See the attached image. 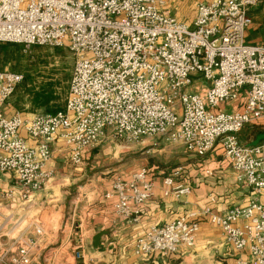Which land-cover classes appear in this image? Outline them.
Segmentation results:
<instances>
[{
  "label": "built area",
  "instance_id": "2783aa9c",
  "mask_svg": "<svg viewBox=\"0 0 264 264\" xmlns=\"http://www.w3.org/2000/svg\"><path fill=\"white\" fill-rule=\"evenodd\" d=\"M167 4L0 0V44L66 46L75 60L65 107L30 116L5 114L24 75L0 70V172L13 180L1 194L6 203H0V264H33L48 254L40 240L48 233L25 207L55 177L49 167L54 143L65 142L71 163L82 170L85 151L98 148L111 131L126 142L162 136L197 157L219 148L237 182L256 195L245 205L223 211L210 205L151 225L136 239L135 255L168 256L192 247L199 217L207 216L240 254L237 264H251L246 253L253 264H264V201L258 198L264 192V142L239 137L244 126L264 121V41L252 43L246 36L252 8L264 0H201L192 21L173 15ZM183 170L164 175L165 196L191 194ZM151 173L143 166L120 174L105 194L115 197V213L128 223L140 221L142 206L154 196ZM15 200L19 205H12ZM18 206L22 213L16 214ZM84 241L80 234L77 264H88Z\"/></svg>",
  "mask_w": 264,
  "mask_h": 264
},
{
  "label": "crops",
  "instance_id": "0c3cea01",
  "mask_svg": "<svg viewBox=\"0 0 264 264\" xmlns=\"http://www.w3.org/2000/svg\"><path fill=\"white\" fill-rule=\"evenodd\" d=\"M246 36L252 43L264 41V11L253 13V23L247 29ZM8 104L9 102L4 106V111L6 115H11L15 110L9 109ZM237 105L235 104L231 108H237ZM241 141L252 144L264 142V121L251 124V131ZM54 151V159L49 167L55 169L56 174L53 179H56L66 171H71L73 174L76 171L78 173L74 175L80 176L85 163L95 155L97 148L85 151L82 170L76 169L71 163L70 149L65 142L58 140L54 143ZM184 160L186 165L183 166L182 177L189 181L192 187L191 194L180 199L174 196H165L162 191L164 177L162 171L152 172L150 177L156 186L155 193L142 206L141 218L137 223H128L122 217L117 216L114 209L115 197L105 196L112 189L114 181L112 178L105 179L100 187L95 186L92 189V194H96L97 199L83 201L80 207V219L76 222L79 226L77 231L69 228L71 222L67 223V227L62 230L61 224L56 218L45 221L47 219L42 216L45 215V211L41 209L45 201L41 200L40 193L53 187L51 186L52 179L45 189L37 193L25 207L29 213L37 214L35 216L37 221L48 233L40 238L42 248L48 251V254L54 253V251H56L54 255L66 254L65 264H77L74 254L78 247L77 238L82 234L85 240V258L88 264H237L240 254L226 241L221 228L211 223L207 216L199 217L200 230L192 247L180 249L176 254L168 256L161 253L147 256L135 255L136 239L144 234L151 225H164L172 219L202 211L210 205L216 210L223 211L232 205H245L256 197L250 188L237 182L234 171L225 162L219 148L203 157L195 156L194 160L191 158ZM136 170L126 169V173L123 171L119 173L128 176ZM12 185L11 174L0 172V203H6V199L1 194L11 189ZM89 190L91 189H87L85 193ZM16 197V200L19 201V197ZM212 197L216 201L214 204L211 201ZM258 198L264 201V192ZM16 200L11 202L12 205H17ZM15 212L16 214L22 213L20 206L16 208ZM101 231L108 232L101 236L100 244L95 248L93 237ZM244 256L249 258L253 264V259L249 254L246 253Z\"/></svg>",
  "mask_w": 264,
  "mask_h": 264
},
{
  "label": "rangeland",
  "instance_id": "374dc122",
  "mask_svg": "<svg viewBox=\"0 0 264 264\" xmlns=\"http://www.w3.org/2000/svg\"><path fill=\"white\" fill-rule=\"evenodd\" d=\"M198 1L167 0V7L173 15L192 21ZM252 10L254 13H261L264 11L263 5L254 6ZM74 62V56L66 46H33L25 49L18 43L2 42L0 70L8 68L24 75V80L8 101V108L25 116L63 109L69 93ZM204 83L208 84L206 81ZM250 131L251 124L244 126L239 133L240 138L244 139ZM110 134L111 137L102 141L95 155L85 163L80 176L74 175L78 173L76 171L74 174L71 171L63 172L51 181L53 187L40 193L41 200L45 201L41 207L45 211V215H42L47 219L45 221L56 218L62 230L71 222V227L69 224L68 227L77 231L76 222L80 219L83 201L97 199L96 194H92V189L100 187L105 179H115L120 174L125 175L119 173L121 171L126 173V169L136 170L143 166L151 168L152 172L162 171L166 175L173 169L186 165L184 159L194 160L195 157L187 153L183 145L162 136L144 138L140 142H126L124 136H116L112 131ZM87 189L91 190L85 193ZM54 253L45 255L33 264L66 263V254Z\"/></svg>",
  "mask_w": 264,
  "mask_h": 264
},
{
  "label": "water",
  "instance_id": "95a60500",
  "mask_svg": "<svg viewBox=\"0 0 264 264\" xmlns=\"http://www.w3.org/2000/svg\"><path fill=\"white\" fill-rule=\"evenodd\" d=\"M108 231H101L99 233H97L94 237H93V241H94V247L97 248L100 244V238L102 235L106 234ZM176 264V263H174Z\"/></svg>",
  "mask_w": 264,
  "mask_h": 264
},
{
  "label": "trees",
  "instance_id": "16d2710c",
  "mask_svg": "<svg viewBox=\"0 0 264 264\" xmlns=\"http://www.w3.org/2000/svg\"><path fill=\"white\" fill-rule=\"evenodd\" d=\"M17 72V71H16ZM70 84V83H69ZM53 111H56V110H51V112H53Z\"/></svg>",
  "mask_w": 264,
  "mask_h": 264
}]
</instances>
